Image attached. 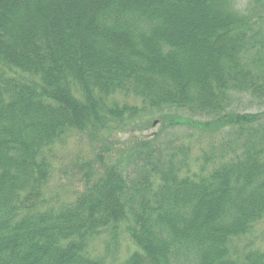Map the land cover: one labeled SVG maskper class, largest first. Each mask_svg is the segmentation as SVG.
Here are the masks:
<instances>
[{
  "label": "trees",
  "instance_id": "trees-1",
  "mask_svg": "<svg viewBox=\"0 0 264 264\" xmlns=\"http://www.w3.org/2000/svg\"><path fill=\"white\" fill-rule=\"evenodd\" d=\"M253 3L0 0V264H264V111L231 109L264 100ZM173 113L205 147L167 162L149 136L121 143L137 115ZM77 136L62 193L56 156Z\"/></svg>",
  "mask_w": 264,
  "mask_h": 264
},
{
  "label": "rangeland",
  "instance_id": "rangeland-1",
  "mask_svg": "<svg viewBox=\"0 0 264 264\" xmlns=\"http://www.w3.org/2000/svg\"><path fill=\"white\" fill-rule=\"evenodd\" d=\"M234 8L236 12L245 13L251 8H255V6L253 0H234ZM260 36H264V31H262ZM247 57L248 58L246 60V65L249 67L253 77H255L258 81L264 82V42L261 37L253 45V48ZM231 109L241 114L260 113L264 111V100L256 96H251L248 93H241L233 97L231 101ZM174 115L176 117V120L170 121H165V119L162 120L161 115H153L149 118V121L146 114L143 116L137 115L134 118L133 122L132 120L127 121L129 132L121 135V143L125 141L131 143L139 137L144 138L149 136L150 139L154 141L153 145L157 143V149H154L153 151L161 152V159H166L167 162L169 160L168 157L174 155V152L180 154L178 150L183 149L184 144L188 142L194 144L193 147H197L196 141L197 143L201 142L205 147V143L207 141L205 138L202 140H196L197 137L195 136V134L191 136V134L194 132V130L192 129V122L199 123L198 121L200 120L195 117H191L190 115ZM132 131L134 133H132ZM156 134L159 135L157 139L151 137L152 135ZM88 142H90V139L86 136L71 137L65 147L58 152L59 154L56 156L57 159L55 161L58 166V174L54 178H56V185L57 182H61V189H59L60 192L62 191V193H65L64 188L67 187L66 193H69L70 190H68V188L74 190L76 185H78V177H75L77 176V172L73 168L72 161L76 153L78 154L81 151L87 149ZM196 150L197 149H195V151ZM176 159H180V155H178ZM133 171V162L131 163V165L125 166V175L131 174L130 176H133ZM50 188L53 190L56 189L55 183H52ZM50 192L54 194L53 191ZM108 235L109 234H105L104 236L106 237ZM106 238L110 241L112 240L111 236H108ZM122 248L123 253L121 254L119 251H117V257L124 255L126 248ZM98 250V252H100L101 254L105 251V249L101 246H98ZM133 250L134 249H131V251Z\"/></svg>",
  "mask_w": 264,
  "mask_h": 264
}]
</instances>
